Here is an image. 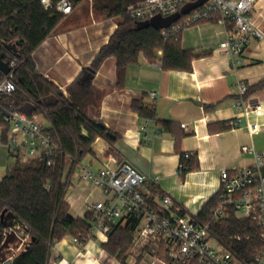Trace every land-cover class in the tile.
I'll use <instances>...</instances> for the list:
<instances>
[{
	"label": "crops",
	"instance_id": "1",
	"mask_svg": "<svg viewBox=\"0 0 264 264\" xmlns=\"http://www.w3.org/2000/svg\"><path fill=\"white\" fill-rule=\"evenodd\" d=\"M251 16L264 33V0L254 1ZM119 21V17L96 12L93 0H82L33 52L40 74L67 97L76 94L82 112L117 135L113 144L96 139L94 153L85 155L73 173L66 174L70 213L85 218L88 203L106 197L99 187L82 178L84 167L97 172L130 161L156 180L145 189L170 194L176 205L196 216L220 191L223 169L234 171L255 163L254 153L243 151V146L264 152V114L250 117L262 126L251 133L237 106L242 82L252 88L249 98L264 105V87L255 88L264 81V40L253 38L242 55L231 56L219 50L228 27L202 22L185 28L180 36L181 46L198 54L191 71L165 70L160 59L152 62L142 53L139 62L128 66L120 79L115 56L91 70ZM137 100L155 107L156 117H142L132 106ZM1 150L6 154L3 151L1 155ZM3 153L11 156L0 144L4 178L10 168ZM183 153L196 155L199 167L182 174ZM102 243L106 242L93 237L83 244L67 235L55 244L50 264L140 263L139 248L133 244L123 261L110 255Z\"/></svg>",
	"mask_w": 264,
	"mask_h": 264
},
{
	"label": "trees",
	"instance_id": "2",
	"mask_svg": "<svg viewBox=\"0 0 264 264\" xmlns=\"http://www.w3.org/2000/svg\"><path fill=\"white\" fill-rule=\"evenodd\" d=\"M73 1L76 4L82 0ZM145 1L93 0L96 12L120 18L118 28L93 62V72L107 57L115 56L119 78L122 79L126 68L137 64L142 53L152 62L160 59L165 70H192V62L198 54L184 49L181 37L179 40L166 38L162 29L153 26L139 28L138 21L131 17V10ZM53 2L56 4L58 0ZM64 17L55 7L45 8L41 0H0V58L10 62L17 56L20 60L14 74L16 91L11 96L0 95V125L3 126L4 139L10 129L6 115L10 110H18L30 117H45L56 131L62 149L52 166L17 160L0 180V247L10 231V227L5 225V221H10L5 218L9 212L15 214V227H22L28 237L15 264H50L55 244L65 236L71 235L83 244L92 238L89 233L92 214L76 218L70 213L66 174L71 175L85 155L94 153L92 144L97 138L111 144L117 138L116 133L82 112L76 94L67 97L37 70L33 52ZM184 18L185 15L180 21ZM18 40L22 42L15 54L6 45ZM4 77L0 70V82ZM260 87H264V81L255 86ZM251 91L252 88H248L246 97ZM132 106L142 117H156L155 107L146 106L142 101H134ZM185 154H182V174L199 167L196 155L189 153L186 157ZM221 189L196 217L208 224L213 236L240 261L249 262L261 248L260 230L251 217H238L234 210L223 218L214 216ZM134 229L130 224H113L108 242L102 243L103 248L124 261L132 246Z\"/></svg>",
	"mask_w": 264,
	"mask_h": 264
},
{
	"label": "built area",
	"instance_id": "3",
	"mask_svg": "<svg viewBox=\"0 0 264 264\" xmlns=\"http://www.w3.org/2000/svg\"><path fill=\"white\" fill-rule=\"evenodd\" d=\"M196 1L146 0L130 13L134 20L145 21L156 14L172 15ZM254 1L208 0L186 14L182 21L181 17L170 27L162 29L163 34L166 38L179 40L185 28L207 21L216 22L228 27L227 37L220 43L219 50L240 56L253 38L264 40V33L251 16ZM41 3L47 9L55 7L64 15L71 14L75 8L73 0H58L56 4L53 0H41ZM19 64L20 60L14 56L10 61V73L4 74L0 82V95L11 96L16 91L14 74ZM247 92L248 86L240 83L237 106L247 118L245 126L254 133L262 126L258 121H251L250 117H261L264 105L246 97ZM151 95L156 96L155 93ZM6 120L10 129L6 139L3 132L0 133V144L7 147L11 156L23 163L35 161L47 166L55 163L62 149L52 127H47L37 116L30 117L18 110L8 111ZM242 149L254 153L255 163L234 171H221L222 189L214 216L223 218L234 210L238 217H251L255 221L260 230L261 248L251 261H240L213 236L208 224L199 221L197 215L186 213L174 203L170 194H155L145 189L156 180L130 161L97 172L83 168L82 178L99 187L106 196L87 205V212L92 214L90 235L108 242L113 224L134 226L132 244L139 248V264H264V152H257L250 146ZM185 156L188 157L189 153ZM182 167L183 163L180 169Z\"/></svg>",
	"mask_w": 264,
	"mask_h": 264
},
{
	"label": "water",
	"instance_id": "4",
	"mask_svg": "<svg viewBox=\"0 0 264 264\" xmlns=\"http://www.w3.org/2000/svg\"><path fill=\"white\" fill-rule=\"evenodd\" d=\"M208 0H197L194 3L188 4L184 6L180 11L169 15L163 16L162 14H156L149 20L138 21L137 25L139 28H147L153 26L157 29H165L170 27L173 23L177 22L183 15L188 14L191 10L197 8L198 6L203 5ZM22 40H18L14 43H8L6 47L13 51L15 54L18 53V47L21 44ZM0 70L5 74H9L11 71V66L9 61H5L0 58ZM5 213H3V216ZM6 220H10L9 222L5 221V225L10 227V231L6 234L5 240L0 247V260L2 264H15L19 259L20 255H17L14 258H8L7 253L11 250L12 245L15 247H19L21 244L25 243L26 246V233L24 229H20L15 227V214L13 212H9L6 215ZM27 249V247H26Z\"/></svg>",
	"mask_w": 264,
	"mask_h": 264
},
{
	"label": "rangeland",
	"instance_id": "5",
	"mask_svg": "<svg viewBox=\"0 0 264 264\" xmlns=\"http://www.w3.org/2000/svg\"><path fill=\"white\" fill-rule=\"evenodd\" d=\"M37 118L42 121L46 126H49V121L43 117L42 115H36ZM1 133V131H0ZM98 139V138H97ZM105 140V139H104ZM106 141V140H105ZM5 152V150H1V155H2V152ZM6 154V152H5ZM3 153V155H5ZM6 167L8 166L10 169L15 165L16 163V159L13 157V156H6ZM3 173H0V180L3 178V176L5 175H2ZM20 229H22V227H18ZM26 241H28V238H26ZM25 248V243L24 244H21L19 247H15L14 245H12V248L11 250H9V252L7 253V256L8 258H12V257H15L16 255H18L23 249Z\"/></svg>",
	"mask_w": 264,
	"mask_h": 264
}]
</instances>
